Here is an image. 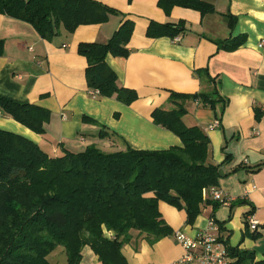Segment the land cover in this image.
<instances>
[{"label": "crops", "instance_id": "1", "mask_svg": "<svg viewBox=\"0 0 264 264\" xmlns=\"http://www.w3.org/2000/svg\"><path fill=\"white\" fill-rule=\"evenodd\" d=\"M97 1L134 22L128 56L108 55L105 62L119 86L135 91L136 100L126 105L115 97L90 95L86 61L77 53L81 42L107 41L120 16H110L101 24L79 25L71 33L62 30L47 41L30 24L0 14V96L51 113L42 134L1 113L0 129L32 141L53 157L63 150L82 151L89 144L104 152L127 145L142 150L181 146L175 134L153 123L151 113L170 108V92H210V81L195 74L205 69L226 100L224 110L219 116L218 107L189 102L182 120L187 126H199L208 137L207 162L217 165L220 174L215 186L231 200L214 208L205 193L201 211L191 224L186 223L184 209L159 201L158 210L172 233L149 243L144 234L131 231L120 253L126 264H168L183 254L174 232L195 236L213 218L225 248L251 250L254 262L264 261V44L259 46L264 40V0H204L215 10L204 15L179 6L166 15L157 0ZM225 14L235 19L232 28ZM178 20L185 21L186 31L173 39L145 35L149 21ZM238 35H244L245 41L237 49H217L215 41ZM100 130L104 137H99ZM247 213L259 224L256 233L245 225ZM105 236L112 233L105 231ZM79 264L102 263L84 246Z\"/></svg>", "mask_w": 264, "mask_h": 264}, {"label": "trees", "instance_id": "2", "mask_svg": "<svg viewBox=\"0 0 264 264\" xmlns=\"http://www.w3.org/2000/svg\"><path fill=\"white\" fill-rule=\"evenodd\" d=\"M157 6L166 15L174 6L201 15L215 11L204 0H157ZM0 14L30 24L47 41L62 30L71 33L79 25L101 24L110 16H120L119 26L107 41L81 42L77 53L86 61L88 90L126 105L136 100L135 91L119 86L115 72L105 62L108 55L129 54L134 22L119 10L97 0H0ZM225 17L232 28L235 19L230 14ZM185 31L183 20L149 21L145 35L173 39ZM244 41L245 36L238 35L215 43L218 50L233 51ZM2 52L0 41V55ZM195 74L210 81V92H170V108H156L151 113L153 123L175 134L181 146L142 150L127 145L104 152L89 144L82 151L63 150L53 157L32 141L0 129V264H50L47 256L57 246L63 247L67 264H79L84 246L102 264H126L120 248L131 231L144 234L149 243L172 233L158 210L159 201L184 209L186 223H193L201 211L203 189L215 186L220 174L217 165L207 162L209 140L202 128L187 126L182 118L189 102L218 107L220 116L226 101L207 70L198 69ZM0 113L37 134L44 133L51 117L43 107L2 96ZM83 120L92 122L87 117ZM104 135L100 130L99 137ZM218 205L213 202L214 208ZM105 231L112 236L106 237ZM226 251L228 264H264L254 262L251 250L226 247Z\"/></svg>", "mask_w": 264, "mask_h": 264}, {"label": "built area", "instance_id": "3", "mask_svg": "<svg viewBox=\"0 0 264 264\" xmlns=\"http://www.w3.org/2000/svg\"><path fill=\"white\" fill-rule=\"evenodd\" d=\"M263 44L264 40H261L259 46ZM89 94L96 96L97 91L89 90ZM205 193L212 201L219 204H226L231 200L223 190L216 186L203 189L202 196ZM245 223L250 231L256 232L258 230L259 224L251 213L246 214ZM218 230V225L213 218H210L207 227L199 230L195 236H188L182 231L174 232V237L181 245L183 254L168 264H228L227 251L219 239Z\"/></svg>", "mask_w": 264, "mask_h": 264}, {"label": "rangeland", "instance_id": "4", "mask_svg": "<svg viewBox=\"0 0 264 264\" xmlns=\"http://www.w3.org/2000/svg\"><path fill=\"white\" fill-rule=\"evenodd\" d=\"M50 264H67L66 255L62 246H57L48 256Z\"/></svg>", "mask_w": 264, "mask_h": 264}]
</instances>
